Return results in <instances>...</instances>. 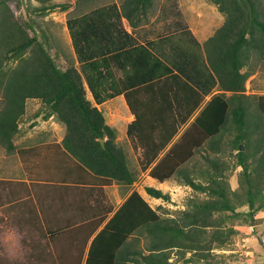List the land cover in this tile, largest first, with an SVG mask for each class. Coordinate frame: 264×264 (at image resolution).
Wrapping results in <instances>:
<instances>
[{
  "label": "trees",
  "instance_id": "1",
  "mask_svg": "<svg viewBox=\"0 0 264 264\" xmlns=\"http://www.w3.org/2000/svg\"><path fill=\"white\" fill-rule=\"evenodd\" d=\"M7 1L0 0V144L7 151L15 150L26 100L36 98L39 106L33 117L53 115L64 125L61 145L69 160L103 183L131 185L137 174L116 140L117 130L87 98L86 83L96 103L124 93L135 114L127 132L141 149L140 168L145 170L154 163L149 175L159 181L174 176L193 190L185 208L168 214L163 206L152 207L133 189L93 237L85 264H171L174 250L177 257L188 253L186 263L210 264L216 255L211 250L229 249L238 232L235 222L248 224L264 208V93L254 96V109L248 99H242L248 97L243 91L250 72L249 53H256L257 60L264 62V0H209L224 14V22L204 42L203 65L212 77L211 86L217 81L232 94H214L168 148L180 128L177 123L187 116L178 119L180 112L172 117L165 109L141 110L135 99L138 88L171 73L177 61L202 64L201 54L196 57L188 45L172 42L185 35L196 42L189 29L163 38L172 42L173 54L159 56L151 44L136 43L121 25L122 16L132 26L139 25L153 0H121L119 7L115 2L102 5L67 17L78 65L71 62L63 67L35 30V19L15 16ZM38 1L41 4H27L26 9L45 14L58 6ZM41 36L47 38L48 34L45 31ZM120 36L127 41L118 43ZM175 66L185 74L181 66ZM114 67L121 71V79ZM201 97H196L193 107ZM206 143L203 163L200 160L185 167ZM238 167L237 186L232 189L229 177ZM145 190L153 197L170 199L168 193L153 186H145ZM243 206L248 210H240Z\"/></svg>",
  "mask_w": 264,
  "mask_h": 264
},
{
  "label": "crops",
  "instance_id": "2",
  "mask_svg": "<svg viewBox=\"0 0 264 264\" xmlns=\"http://www.w3.org/2000/svg\"><path fill=\"white\" fill-rule=\"evenodd\" d=\"M36 2L41 4L38 0H31L30 6L38 5ZM113 2L119 7L121 0H63L64 6L61 4L57 7H62V12L66 16L63 21L64 27L69 34L66 23L69 15H81ZM190 4L189 10H185L180 6L179 0H153L148 6L146 17L135 27L126 17H121L122 27L132 35L136 43L151 44V49L159 56L168 58L173 54L171 47L173 41H181L185 48L188 45L190 52L196 57L201 54V67L196 62L187 64L177 61L176 64L181 66V70H185V74L173 63L171 73L162 75L151 84H145L143 88H138L135 106H140L139 109H165L172 117L174 115L176 117L177 112H180L178 119L187 116L184 121L177 123L180 128L166 148L178 138L214 94L221 92L226 96L232 94V91L221 89L217 81L211 86L212 77L205 72V64L203 65L206 63L204 42L223 24L224 14L209 0H190ZM34 14L26 11L27 17L34 18ZM188 14L194 17H189ZM184 28L190 30L196 42L187 35L184 36L185 39H173L172 42L163 39L178 34V31ZM69 38L71 42L70 34ZM127 39L126 36H120L118 43ZM71 46L74 64L78 65L72 42ZM256 59V53L250 52L248 55L250 72L244 82L243 91L248 97L242 98L248 99L253 109L256 104L254 96L264 93L260 91L255 79L258 73ZM114 69L116 77L121 79V71L116 67ZM85 87L87 98L102 110L106 122L117 130L116 140L126 150L129 166L136 172L137 177L131 185L114 181L103 183L100 177L91 175L77 166L62 151L61 140L65 127L53 115L34 122L30 128L25 127L24 123L20 124L21 132L14 141L16 144L14 152L31 161V164L13 172L12 177L0 176L1 180L8 181L0 182V239L2 244L4 238L16 239L15 246L7 245L2 254L18 255L15 259L8 257L7 264H85L93 237L131 191L135 189L144 197L142 191L135 187L139 176L147 179L146 186H153L164 192H166L164 184L174 177L159 181L149 175L154 163L145 170L140 168L141 149L133 144L127 132L129 123L135 119V114L129 107L124 93H118L101 103H96L86 83ZM200 95H202L200 102L193 107L196 97ZM36 106L38 107V102ZM189 110L192 112L186 115ZM207 143L195 151V154L185 162V167H191L194 162L197 165L200 160V164L203 163ZM214 155L212 152L209 156ZM133 159L135 167L132 165ZM235 171L229 177L232 189L237 186V180L236 178L233 180V177L237 175L238 168ZM174 178L178 185L182 184L176 177ZM155 180L158 181L157 185ZM185 187L192 190L188 185ZM149 196L156 200L161 199ZM158 206L162 205L156 207ZM105 214L106 218L100 225L95 226L97 220ZM93 228H95L93 233H89Z\"/></svg>",
  "mask_w": 264,
  "mask_h": 264
},
{
  "label": "rangeland",
  "instance_id": "3",
  "mask_svg": "<svg viewBox=\"0 0 264 264\" xmlns=\"http://www.w3.org/2000/svg\"><path fill=\"white\" fill-rule=\"evenodd\" d=\"M179 2L183 9L189 10L191 6L190 0H179ZM38 3L39 2H36L35 4ZM7 4L10 6V9L15 16L19 15L25 19L27 17L26 5H30L31 0H8ZM45 4L61 5L64 3L63 0H47ZM187 16L194 17V15L191 16L189 14ZM64 17L66 16L62 12V7H55L54 9L47 11L45 14H40L39 12L34 14V26L36 27L35 30L41 39L48 42L50 53L62 66H65L66 63L74 62L69 34L64 27ZM29 31L30 33L32 32L31 30ZM43 31H46L48 34L47 38L41 36L44 33ZM63 58L66 60L65 62ZM255 64L258 70L255 79L258 87H260V91H264V62L256 59ZM37 102L39 106V100L36 98H28L26 100L25 114L20 120V124L24 123V126L27 128L32 127L34 122H38L43 119L41 115L38 117H33V113L38 108L36 106ZM17 137L19 136L17 135ZM30 164L31 161L20 157L19 153L16 154L14 151H7L5 147L0 144V176L5 178L12 177L16 171L24 169L26 166H30ZM135 164L136 163L133 159V167H135ZM235 178L237 180L236 175H234L233 180H235ZM0 182L8 181H6V179H0ZM155 184L157 185L158 181L155 180ZM146 185H148L147 179H145L142 175L139 176L136 180L135 187L142 191L144 197L152 206L156 207L157 205H162L168 214H175L179 210L185 208L187 198L193 193L191 189L185 187V184L178 185L175 178L173 177L168 179L164 184V190L170 195V199L168 201H163L161 199L156 200L151 198L145 192L144 188ZM240 210L247 211L248 208L241 207ZM237 222L239 221H236L235 225L238 232L237 234L233 235L232 243L228 246L229 249L211 250L210 252L216 253V255L214 258H210V264H264V209L257 211L254 220L248 224H240ZM4 239V244H2V240L0 239V263L7 264V261L9 260L8 257L15 259L18 257V255L8 256L6 254H2V251H4V248H6L7 245L8 247H13L16 243V239ZM145 241L146 238L143 236L141 238V243L144 244ZM175 253L176 252L174 250L171 255V264H191L186 263L184 260V258L188 256V253L185 255V257H177ZM204 263L205 261H203V264Z\"/></svg>",
  "mask_w": 264,
  "mask_h": 264
},
{
  "label": "water",
  "instance_id": "4",
  "mask_svg": "<svg viewBox=\"0 0 264 264\" xmlns=\"http://www.w3.org/2000/svg\"><path fill=\"white\" fill-rule=\"evenodd\" d=\"M101 143H103V141H101ZM240 148H242V145H240Z\"/></svg>",
  "mask_w": 264,
  "mask_h": 264
}]
</instances>
